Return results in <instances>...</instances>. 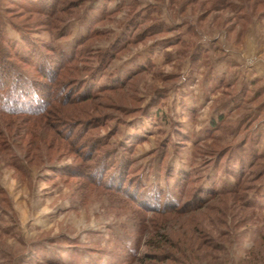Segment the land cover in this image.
Here are the masks:
<instances>
[{"label":"rangeland","instance_id":"rangeland-1","mask_svg":"<svg viewBox=\"0 0 264 264\" xmlns=\"http://www.w3.org/2000/svg\"><path fill=\"white\" fill-rule=\"evenodd\" d=\"M18 2L0 0V10L17 22L35 24L33 36L45 44L53 39L70 51L88 35L90 27L101 32L84 43L91 46L85 56H80V65L86 67L98 63L92 51L111 46L116 50L123 38L133 40L113 59L108 71L91 78L95 87L124 80L147 59L153 63L146 71L132 75L126 85L109 89L86 103L74 100L75 95L71 98L69 90L63 94L52 92L65 97V101L54 103L68 114L73 113L71 121L79 123L75 115L81 109L82 114L88 112L99 120L97 123L104 124L95 134L111 138L109 150L114 156L121 157L123 149L132 147L131 153H126L132 158V169L150 187L170 186L181 168L189 170L192 166L202 174L220 164L226 170L227 163L234 167L233 159L249 155L253 146L264 150L263 116L255 122L258 146L253 142L252 122H246L237 135L241 115L263 99L253 102L252 96L253 86H262L261 80L253 82V78L257 65L263 62L260 60H264V6L253 15V0H43L55 6L54 14H37L24 9V5L15 7ZM107 9L109 15L103 18ZM65 10L72 15L66 16ZM148 12L150 19L141 17ZM57 16L65 18L60 21L63 24L47 30L50 22L56 23ZM158 23L168 26L167 31L149 35L144 30ZM145 33L148 37L138 42ZM8 34L19 40L10 26ZM179 37L186 45L178 42ZM165 40L168 42L162 43ZM198 42L210 53L208 61L193 65L191 55ZM18 63L35 81L53 86L48 70H43L50 76L45 79L34 66ZM59 63L56 60L55 71ZM82 74H87L85 69ZM215 76L229 80L232 93L237 92L239 98L230 106L233 112L227 111V121L209 136L208 125L219 118L218 106L224 92V88H212ZM0 84L5 88L1 81ZM243 86L249 90L246 98L238 93ZM37 91L45 101L50 99V90L45 93L39 87ZM85 105L88 106L82 108ZM45 114L38 112L31 119L20 114L18 120L27 118L30 124L39 123ZM47 124L51 133L48 144L39 139L40 135L46 137V132L24 136V126L9 122L0 126V143L3 133H11L6 145L0 146V264H264L258 261L264 254V209L248 206V196L253 197V192L238 190L219 195L198 211L186 208L150 212V206L140 207L120 191L117 167L109 171L103 168L104 177L77 170L80 165L98 166L84 154L86 147L71 144V151L64 148L55 152L56 141L52 142L51 137H62L57 144L64 146L80 129L76 128L69 137V127H58L54 119ZM117 126V134L110 136ZM134 137L139 138L137 143H131ZM238 142L246 144L238 148ZM7 144L10 151H3ZM37 147L45 159L36 155ZM228 149H233L231 154ZM48 153L60 159L47 161ZM229 155L234 156L231 161ZM189 181L188 189L199 184L194 177ZM244 186L253 187V174ZM189 243L202 255V261L193 259V254L188 263L183 260L186 256L181 251ZM258 250L262 252L260 257Z\"/></svg>","mask_w":264,"mask_h":264},{"label":"trees","instance_id":"trees-1","mask_svg":"<svg viewBox=\"0 0 264 264\" xmlns=\"http://www.w3.org/2000/svg\"><path fill=\"white\" fill-rule=\"evenodd\" d=\"M58 1L61 2L65 0ZM58 1L53 0V2L56 3ZM82 1L84 0H81V2ZM219 2H221V0H217V3ZM222 3H226V0H222ZM20 5H24L22 6L24 9L27 8V10L36 11L37 14H54L55 11V6L46 4V2L43 3V0H19V2L15 4V7ZM123 5H125V3L120 6L118 5L116 10H118L119 7L121 9ZM229 5L231 6L233 4L229 3ZM131 6L133 7V9L137 8V4L135 3H133ZM263 6L264 0H253V15L256 10L258 11L263 9ZM233 7L235 9L237 8L234 5ZM64 12H66V16L72 15V13H70L69 11L65 10ZM104 13V16H102L103 18L106 17L107 14L109 15L108 9L104 11ZM138 15L140 16V14ZM141 17L144 19H150V12H148L145 17H143V15ZM64 19L65 18L62 16H57L54 19L56 23L50 22L48 24V27L46 26L47 30L50 31L58 28L61 23L65 21ZM90 22L91 21L88 22V25L90 24ZM96 22L97 21H95L94 23ZM145 23L146 22H144V24ZM34 25L35 24L33 23L17 22V20H15L13 16L8 14L6 15L2 10H0V81L5 86L4 88L0 84V126H4L7 122H9L10 125L14 124L16 126L19 124L20 127L24 126V133L22 134L24 136H37L41 133L46 132V137L42 138L41 135L39 137V139H43L44 142L49 139V136L51 134L49 125L47 124V121L49 119H54L58 127L62 125L69 127V132H71L69 134V137L74 133L76 128L80 129L73 134L74 139H68L67 144L64 146H62V144L60 143L57 144V141H60L62 137L58 139L55 137H51L50 139H52V142L56 141L53 146V148H55V152L61 151L64 148L67 149V152H69V150L71 151L73 147L72 145L75 144H78L79 146L81 145V147L83 148L86 147V153L84 154L88 155L89 161L95 160V162L98 163V166L96 165L97 168H94L93 166L85 167L80 165L81 167L78 166L77 170H85L91 174H100L102 175V177H104L105 174L103 175V173L105 172L103 171V168L106 167V171H109L110 169L113 170L114 167H117V170L120 169L118 170V176L120 175L118 178V186L120 187V191L130 195V197L134 199L135 202L137 201L140 207L146 208L150 206L151 209H147L150 212L158 210L162 212H169L170 210L181 211L186 208L195 209V211H198L207 207L210 203L209 201L213 198L238 190L239 192H243L244 190L245 193L253 192V197L251 196L250 198V196H248V206H252L255 210L258 211H262L264 209V202L262 203L260 201L261 198L264 199V164L262 162V160L264 159V150L258 148L255 149L254 146L253 152L249 155L244 156L240 154L241 157L236 156L233 159V161L236 162L234 167L231 163H227L228 168L226 167V170L225 168H220L219 164L216 165V167L211 166L210 169L200 174L197 168H192L191 166L189 170H184L183 168H181L179 171L177 170V172L174 174V177L172 176L174 181L170 186L162 187L159 185L155 186V188H152L147 185V182H143L141 174L138 172L135 173L133 171L134 169H132V158L126 155V153H131L132 147L126 148L127 144L123 145L127 149V151L126 149H123L121 157L114 156V152L109 150V146L111 145V138L109 139L107 137H102L99 134H95V131L100 129V127H103L104 124H101V122L97 123L99 120L93 115H88V112H86V114H82L83 111H81V109L77 111V114L75 115L79 123L77 124V122L71 121L70 119L73 113L71 112L70 114H68L54 103V101L58 103L65 101V97L63 98L62 96H57L55 94H52V92H59V94H63V91L69 90V92L71 93V98L72 95H75L74 100H77L80 103H86L94 98L98 99L99 96L102 95V93H106V91L109 89H116L118 86L126 85V81H129L132 75H134L135 73L146 71L152 66L153 63L150 61V59H147L141 65H138L137 68L133 69L136 70V72H129L126 75V78H123L124 80L116 79L111 84L95 87V84L91 83L90 81L91 78H96L98 73H105L106 71H108V66L113 61V59L117 58L120 53L128 49V46L133 43V40L131 38L123 40V38L121 44L116 48V50H112L113 47L111 46L106 50H98L97 52L92 51L93 56H95L94 59H96L98 63L96 66L88 65L86 67L85 65L83 66V64L80 65V56H85L86 52L90 51L91 46H84V43L87 40H93V38L99 36L101 32H99L98 30H93V28L90 27L88 35L80 39L75 44V46L70 51H68L63 49V47L60 46V44H57L53 39V41L51 40L45 44L42 41H39L37 38H34V30L37 29L34 28ZM8 26L15 30V32L19 36V40L9 36ZM167 27L168 26L164 24L158 23L151 24L150 26L146 27L147 29L144 30H148V34L153 35L161 33L163 31H167ZM154 28H157L156 31H153ZM147 37L148 35L147 33H145V35L141 36L137 41L141 43V41H143ZM179 39L180 40L178 42H180L181 44L184 43V45H186L185 41H183L180 37ZM167 42L168 41L165 40L162 43ZM195 47L196 52L192 54L193 56L191 55L193 65L194 63L208 61L210 49L204 46L202 42L196 43ZM58 59L60 60V63L57 71H55V63ZM18 61H20L21 64L25 63L26 65L34 66L40 72L42 71L40 74L41 78L49 79L51 76L52 80L54 81L53 86H48L46 83L35 81V79L28 75V73L23 70L21 66H19ZM34 62H36V64ZM83 69H85L87 73L84 76L82 74ZM43 70H48L47 72L50 76L48 74H45ZM189 78L192 77L190 76ZM211 81V86L213 89H215V91L224 88V92L222 96L223 101H221L218 106L221 109V111L219 112V118L216 120H211L208 125L207 131L209 136L211 135L212 131L219 130L222 123H225L227 121L229 114L233 112L232 108H230L231 104L234 103V101H237V99L239 98V94H237V92L235 94L232 93L233 85L229 82V80L224 79L220 76H215L211 79ZM9 83L10 85H7ZM39 87L44 89L45 93L46 91L50 90L51 94H49L50 99H48V101L42 99V95L38 93L37 90L39 89ZM244 87L245 86L241 87L238 93L241 92V95L243 94L246 98V96H248L247 93L249 92V90L244 89ZM253 89V102H258V100L262 97L263 99L261 101L259 100L260 102L254 105L253 108H249L251 110L241 115V118L239 119L240 126L238 125V132H236L238 135L241 132L240 129L246 124V122H248L249 124H251L252 122L253 142H255V144H257L258 146L259 134H257L258 128L256 126L257 123L255 122L260 120L262 116L264 117V88L259 86L257 88L256 86H253ZM4 90L6 91L5 93ZM19 106L22 108L19 109ZM87 106L88 105H85L82 108ZM238 107L240 108V105ZM243 110H247V108L244 107ZM44 111L46 113L45 118L44 116L42 117V119L39 121L40 124H30L29 119L36 117L38 112L42 114V112ZM227 111H229V114L227 113ZM20 114L28 116L29 119L26 118L18 120V116ZM146 115L149 114L147 113ZM117 129H119L118 126L116 127V129H114V132L110 133L111 135H109L112 136ZM18 131L20 132L21 130ZM14 132H16V129ZM9 134L11 133H8V135H6L5 133L2 134L3 140L2 143H0V146L1 144L6 145L5 141L8 140L11 136ZM251 134L252 133L250 132L249 135ZM63 136L68 138L66 134H64ZM255 137L257 138V142ZM138 141L139 138L134 137L131 143H137ZM46 143L48 144V141ZM245 144L246 142H238V144L235 146L239 148L245 146ZM47 148H50V146H48ZM7 149L8 151H10L9 146L6 148V150H2L7 151ZM88 149H90V152L87 151ZM233 149H228L227 153L232 152ZM36 151L38 153L36 155H38L40 159H45V155L43 156V152L41 151V149H39V147L36 148ZM11 153H13V151ZM231 157L234 156L231 155L229 157L230 161ZM59 159L60 158L58 156L48 153L47 161L53 163ZM251 174H253V187L244 186L247 181H250ZM191 177H194L199 182V184L193 189H188L187 186L190 184L189 180H191ZM166 178L170 179L171 177ZM186 190H189L188 194L186 193L187 195H185ZM190 190L192 191V193H189ZM185 196H188V198L185 199ZM261 237L264 241V237ZM192 248H195L193 243L184 245V249L181 252L185 254L186 257L183 260L188 263L189 261H191L190 255L193 254V259H195L196 261H202L201 258H199L202 255L195 250H192ZM258 253V257H260V253H262L261 250H258ZM258 261L262 263L264 262V254L258 259ZM62 264L67 263L62 262Z\"/></svg>","mask_w":264,"mask_h":264},{"label":"crops","instance_id":"crops-1","mask_svg":"<svg viewBox=\"0 0 264 264\" xmlns=\"http://www.w3.org/2000/svg\"><path fill=\"white\" fill-rule=\"evenodd\" d=\"M260 61H263V62H259V65H257V73L255 74L254 78H253V82L256 81L257 79L258 80H261V87L264 88V60H260ZM254 84V83H253Z\"/></svg>","mask_w":264,"mask_h":264}]
</instances>
